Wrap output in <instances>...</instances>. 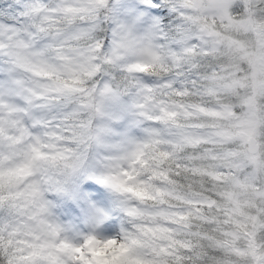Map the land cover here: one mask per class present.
<instances>
[{
  "label": "clouds",
  "instance_id": "1",
  "mask_svg": "<svg viewBox=\"0 0 264 264\" xmlns=\"http://www.w3.org/2000/svg\"><path fill=\"white\" fill-rule=\"evenodd\" d=\"M0 264H264V0H0Z\"/></svg>",
  "mask_w": 264,
  "mask_h": 264
}]
</instances>
